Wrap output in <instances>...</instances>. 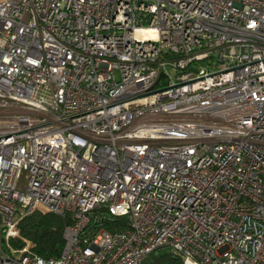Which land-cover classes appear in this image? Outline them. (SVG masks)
Listing matches in <instances>:
<instances>
[{"label":"built area","instance_id":"obj_1","mask_svg":"<svg viewBox=\"0 0 264 264\" xmlns=\"http://www.w3.org/2000/svg\"><path fill=\"white\" fill-rule=\"evenodd\" d=\"M34 211L60 254L0 264H264V0H0L4 239Z\"/></svg>","mask_w":264,"mask_h":264},{"label":"trees","instance_id":"obj_2","mask_svg":"<svg viewBox=\"0 0 264 264\" xmlns=\"http://www.w3.org/2000/svg\"><path fill=\"white\" fill-rule=\"evenodd\" d=\"M70 215H57L51 212L34 211L22 217L16 223V236L4 239L0 232V251H7L8 245L15 249L27 246L28 250L42 257L58 256L64 245L63 231L70 224ZM95 228L104 227L110 231H124L127 228L125 218H108L93 222ZM157 251V250H156ZM155 251V252H156ZM153 252L144 264H185L181 255L171 251L163 258Z\"/></svg>","mask_w":264,"mask_h":264},{"label":"rangeland","instance_id":"obj_3","mask_svg":"<svg viewBox=\"0 0 264 264\" xmlns=\"http://www.w3.org/2000/svg\"><path fill=\"white\" fill-rule=\"evenodd\" d=\"M171 248L170 246H164V247H161L159 248L155 253L154 255L155 256H158L160 258H163L164 256H166L167 254L171 253ZM157 264H161V261L160 262H157ZM164 264V263H162Z\"/></svg>","mask_w":264,"mask_h":264}]
</instances>
